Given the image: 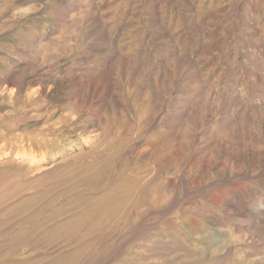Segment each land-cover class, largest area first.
<instances>
[{"label": "rangeland", "instance_id": "obj_1", "mask_svg": "<svg viewBox=\"0 0 264 264\" xmlns=\"http://www.w3.org/2000/svg\"><path fill=\"white\" fill-rule=\"evenodd\" d=\"M0 264H264V0H0Z\"/></svg>", "mask_w": 264, "mask_h": 264}, {"label": "bare ground", "instance_id": "obj_2", "mask_svg": "<svg viewBox=\"0 0 264 264\" xmlns=\"http://www.w3.org/2000/svg\"><path fill=\"white\" fill-rule=\"evenodd\" d=\"M18 153V152H17ZM20 154V153H19ZM21 158H19V159H16V158H14L13 160L15 161V162H26V163H29V164H31L33 161H35V160H37L36 159V156L34 155V154H29V155H25V154H21V156H20ZM7 158V157H6ZM10 160H11V158H10ZM12 161V160H11ZM2 162V161H1Z\"/></svg>", "mask_w": 264, "mask_h": 264}]
</instances>
